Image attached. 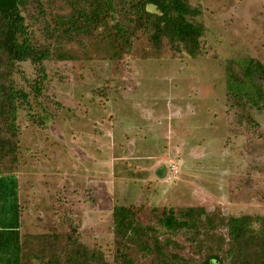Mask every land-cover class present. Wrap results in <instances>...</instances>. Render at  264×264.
I'll list each match as a JSON object with an SVG mask.
<instances>
[{"label": "rangeland", "instance_id": "374dc122", "mask_svg": "<svg viewBox=\"0 0 264 264\" xmlns=\"http://www.w3.org/2000/svg\"><path fill=\"white\" fill-rule=\"evenodd\" d=\"M190 1L207 28L198 57L167 45L155 51L145 36L116 56L85 36V51L68 47L76 58L46 62L47 95H30L31 107L19 110L22 166L42 169L50 189L60 191L48 194L73 208L83 242L110 261L119 204L133 207L143 225L155 224L164 207H203L217 222L264 216V108L251 109L258 125L251 127L227 89L249 57L264 61V0ZM53 9L71 10L63 0ZM21 69L15 79L30 90L34 67L25 62ZM43 109L51 118L41 127L30 113L37 118ZM40 205L22 231H63L61 217ZM40 215L43 222L35 220ZM216 233L226 235L225 226Z\"/></svg>", "mask_w": 264, "mask_h": 264}, {"label": "trees", "instance_id": "16d2710c", "mask_svg": "<svg viewBox=\"0 0 264 264\" xmlns=\"http://www.w3.org/2000/svg\"><path fill=\"white\" fill-rule=\"evenodd\" d=\"M54 1L0 0V176L14 174L21 166L19 110L31 107L30 95H47L46 62L76 58L68 47L80 45L85 51V36L106 43L116 56L130 51L140 36L155 51L167 45L192 58L202 54L207 28L197 20L201 8L190 0H63L71 9L67 14L54 11ZM25 62L34 67V79L27 81L30 90L15 79ZM227 82L231 106L243 112L248 125L258 126L251 109L264 108V61L249 57ZM43 110L37 118L30 113L41 127L51 118ZM65 202L58 196L51 206L64 230L35 233H22L20 207L6 206L5 213L0 212V264H264L261 215L217 222L203 207H164L155 224L143 225L133 207L119 204L112 213L117 248L110 261L99 246L83 242L73 208ZM221 224L226 235L216 233Z\"/></svg>", "mask_w": 264, "mask_h": 264}, {"label": "crops", "instance_id": "0c3cea01", "mask_svg": "<svg viewBox=\"0 0 264 264\" xmlns=\"http://www.w3.org/2000/svg\"><path fill=\"white\" fill-rule=\"evenodd\" d=\"M28 165L30 166V164L26 163L23 167L21 163V166L24 169H20V166L16 173L0 176V193H3V195L0 196V201H3V203L0 204V212L5 213L6 206L20 207L21 215L19 220L21 223L20 229L22 233H26L25 231H22L24 225L26 229L27 225H29V222H32V211L36 216L37 211H35V209L39 207V204H41L40 207L43 206V202L47 208L48 206H52L51 199L53 197H57V195L48 193H60L59 188L58 190L50 189L51 185L48 183V179L43 178V173L38 172L42 169L40 170L39 168L35 167L31 168ZM37 198H39L38 202ZM5 201L6 204H4ZM66 204L68 205L69 203L66 202ZM40 210L41 212L43 211V209ZM25 215L27 222L25 221L24 224L23 219ZM37 218H39V220H37ZM54 219H56V217ZM35 220H37V222H43L44 219H42V216L40 215L39 217H36Z\"/></svg>", "mask_w": 264, "mask_h": 264}, {"label": "built area", "instance_id": "2783aa9c", "mask_svg": "<svg viewBox=\"0 0 264 264\" xmlns=\"http://www.w3.org/2000/svg\"><path fill=\"white\" fill-rule=\"evenodd\" d=\"M175 173H177V170H175Z\"/></svg>", "mask_w": 264, "mask_h": 264}]
</instances>
